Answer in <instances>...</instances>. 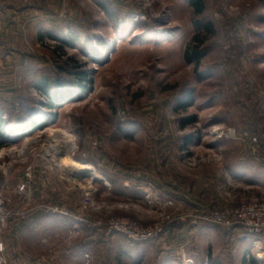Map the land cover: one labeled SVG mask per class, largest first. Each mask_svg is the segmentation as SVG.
Masks as SVG:
<instances>
[{
  "label": "rangeland",
  "instance_id": "374dc122",
  "mask_svg": "<svg viewBox=\"0 0 264 264\" xmlns=\"http://www.w3.org/2000/svg\"><path fill=\"white\" fill-rule=\"evenodd\" d=\"M1 3L0 264H264L215 223L264 201V0ZM47 78L84 90L50 110Z\"/></svg>",
  "mask_w": 264,
  "mask_h": 264
},
{
  "label": "built area",
  "instance_id": "2783aa9c",
  "mask_svg": "<svg viewBox=\"0 0 264 264\" xmlns=\"http://www.w3.org/2000/svg\"><path fill=\"white\" fill-rule=\"evenodd\" d=\"M231 134L233 137L237 138L234 131H232ZM240 138H248L250 150H255V147L258 143L256 138L249 137L248 134H244ZM215 220V223L217 225H221L222 227L230 229L240 227L243 233L242 238L255 241V244L258 246L259 250L264 248L262 240L264 238V201L242 202L236 209H225L220 215H216ZM125 225L126 224L123 223L114 224L110 230V233H126V228L122 227ZM132 235L133 239L137 240H146L152 236L151 234H140V232H136Z\"/></svg>",
  "mask_w": 264,
  "mask_h": 264
},
{
  "label": "trees",
  "instance_id": "16d2710c",
  "mask_svg": "<svg viewBox=\"0 0 264 264\" xmlns=\"http://www.w3.org/2000/svg\"><path fill=\"white\" fill-rule=\"evenodd\" d=\"M187 1L189 2L190 6L193 7V9L195 10V12L197 14H202L203 13V2H204V0H187ZM197 39H198V37H195V40H197ZM190 52H191L190 49L186 50V58L188 60H192V58H190V57H192L190 55L192 52L191 53ZM197 52H198V50L196 49L193 52V54L194 55H198ZM72 68L75 69V71L72 72V70H71ZM77 68H78V66L75 63L71 64L70 65V70L71 71L67 70V72H69L68 74H70V75L75 74V76L77 77L76 80L78 81L77 85H79V82L81 80L82 81L84 80L85 75L83 73L77 71L76 70ZM75 86H76V84L70 83L68 81H67V83H65V81H63L61 79L53 80V81L51 79H49V78L44 79V81H42L41 87L39 89H40L41 93H43L46 96L47 100L49 101L47 103V105L45 106V108L50 109V110L56 109V108L59 107V105L63 101L72 99L74 91L77 90L79 92V91H83L84 90V88L77 89ZM62 91H64V93H62ZM65 94H68L69 96L68 95L65 96ZM44 119L42 118L40 121H37V120H32L31 121L30 120L29 121V126H30L29 128L31 130L42 128L44 126V123H45ZM46 119H48L47 122H50V121L54 120V118H52V119L46 118ZM193 121H194V118L189 119V120H187V121H185L183 123L184 124L192 123ZM6 131H7V129L5 127V123H4L3 119H2V117L0 116V147L15 142V141H12V140L9 141L10 136L5 137ZM4 138H6V139L4 140ZM237 228L242 230L240 227H236V229ZM251 264H257V262L255 260H252Z\"/></svg>",
  "mask_w": 264,
  "mask_h": 264
},
{
  "label": "crops",
  "instance_id": "0c3cea01",
  "mask_svg": "<svg viewBox=\"0 0 264 264\" xmlns=\"http://www.w3.org/2000/svg\"><path fill=\"white\" fill-rule=\"evenodd\" d=\"M4 5H2V3L0 4V37H7V33L6 30H8V24L11 25V22L13 23V21H10V15L8 14V12L10 11L7 9H4L3 7ZM9 8V7H8Z\"/></svg>",
  "mask_w": 264,
  "mask_h": 264
},
{
  "label": "bare ground",
  "instance_id": "6f19581e",
  "mask_svg": "<svg viewBox=\"0 0 264 264\" xmlns=\"http://www.w3.org/2000/svg\"><path fill=\"white\" fill-rule=\"evenodd\" d=\"M64 148V149H63ZM61 147V148H57V150H55V151H57L56 152V154H59V153H62V152H65V153H70L73 149H74V146H73V144L71 143V142H64V147ZM64 150V151H63ZM80 170H89V171H91L92 169H91V167L90 166H79L78 167ZM262 258V257H261ZM263 259V258H262Z\"/></svg>",
  "mask_w": 264,
  "mask_h": 264
}]
</instances>
